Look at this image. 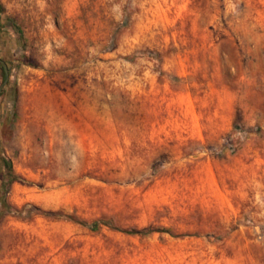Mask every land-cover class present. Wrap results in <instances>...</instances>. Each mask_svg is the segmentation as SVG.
Listing matches in <instances>:
<instances>
[{
  "label": "rangeland",
  "instance_id": "obj_1",
  "mask_svg": "<svg viewBox=\"0 0 264 264\" xmlns=\"http://www.w3.org/2000/svg\"><path fill=\"white\" fill-rule=\"evenodd\" d=\"M0 61V264H264V0H0Z\"/></svg>",
  "mask_w": 264,
  "mask_h": 264
},
{
  "label": "water",
  "instance_id": "obj_2",
  "mask_svg": "<svg viewBox=\"0 0 264 264\" xmlns=\"http://www.w3.org/2000/svg\"><path fill=\"white\" fill-rule=\"evenodd\" d=\"M2 67H3V71H4V78H3V81L0 85V91L2 89V87L5 85L6 81H7V70L5 69V65L0 61Z\"/></svg>",
  "mask_w": 264,
  "mask_h": 264
},
{
  "label": "trees",
  "instance_id": "obj_3",
  "mask_svg": "<svg viewBox=\"0 0 264 264\" xmlns=\"http://www.w3.org/2000/svg\"><path fill=\"white\" fill-rule=\"evenodd\" d=\"M3 165L7 169L8 173H10V175H12L11 172H10V165H9V163L8 162H3ZM10 177H12V176H10Z\"/></svg>",
  "mask_w": 264,
  "mask_h": 264
}]
</instances>
